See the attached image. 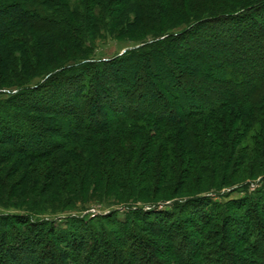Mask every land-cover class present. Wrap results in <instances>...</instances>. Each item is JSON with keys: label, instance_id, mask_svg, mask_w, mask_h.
<instances>
[{"label": "trees", "instance_id": "1", "mask_svg": "<svg viewBox=\"0 0 264 264\" xmlns=\"http://www.w3.org/2000/svg\"><path fill=\"white\" fill-rule=\"evenodd\" d=\"M12 88L0 193L25 208L0 214V264H264V0H0ZM111 195L123 218L46 217Z\"/></svg>", "mask_w": 264, "mask_h": 264}, {"label": "rangeland", "instance_id": "2", "mask_svg": "<svg viewBox=\"0 0 264 264\" xmlns=\"http://www.w3.org/2000/svg\"><path fill=\"white\" fill-rule=\"evenodd\" d=\"M194 3L201 4L198 1ZM193 4L190 5L189 8H191ZM178 19V16H177ZM176 23L174 20L170 21L168 24L171 23ZM153 33V32H152ZM104 34L102 36H100L97 40H95L94 44H95V53L92 56V59L94 60H99V61H107L113 58H116L120 55H122L124 52L134 49L136 47L139 46L138 43L135 42H129L130 39H134L133 37H135V39L140 38V35H136L135 33H132V35H128V36H123L120 37L118 39L116 38H105L103 37ZM131 36V38H130ZM35 37V35H34ZM31 40H33V35ZM35 40V38H34ZM73 58H77L75 56H72ZM81 57V56H80ZM72 58V59H73ZM60 57H54L52 61H50V63H52L53 61H59ZM49 61H45V63H48ZM11 92V93H10ZM18 91H16V88H12V89H8L5 91L3 96H0V98L2 99H7L9 94H16ZM249 162L246 163L247 167L241 168L238 172H237V179L241 180V179H245L248 178L250 176V171H251V167L248 164ZM207 177V176H205ZM192 179V178H191ZM206 180V178L204 179ZM259 181L257 180V182L255 183H249L250 186H248V190L249 192L254 191L255 189H257L258 185H259ZM207 182V181H206ZM191 183H189L190 185ZM196 186V184H195ZM205 187V186H204ZM1 188V187H0ZM0 192H2V190H0ZM1 194V193H0ZM216 194L211 195L210 197L215 198L217 201H223V202H228V201H232V200H239L242 199L243 197H245L246 195V189H237L235 188V190H223L221 193V198H217V196H215ZM99 196V195H98ZM106 199V200H105ZM122 200H120L118 197L111 195L110 197L104 198V196H100V197H93L92 199H90L89 201H87L86 204H82L81 202H77L74 203V205H70L68 207L69 210L67 211H62L61 210V206L60 204H56L54 203L53 205H49V208L47 210V214L46 217H53L55 218L56 221H58L60 223L61 226L66 225L65 223H67V219H69L70 217H81V218H85V219H91L94 217H98V216H106L108 214L115 213V215L119 218H123L125 216V214L127 213V210H124V207H122L120 204H118L119 202H121ZM181 201V200H180ZM6 205H9L6 206ZM173 206V202H167L166 204L160 205L159 209L160 210H169L171 209V207ZM141 207V206H139ZM25 206L22 205V202H17L12 200L11 198L8 199V197L6 196V192L4 194L0 195V214H22L24 211ZM53 210H56L57 213L53 214Z\"/></svg>", "mask_w": 264, "mask_h": 264}, {"label": "water", "instance_id": "3", "mask_svg": "<svg viewBox=\"0 0 264 264\" xmlns=\"http://www.w3.org/2000/svg\"><path fill=\"white\" fill-rule=\"evenodd\" d=\"M124 53H125V52H124ZM124 53H123V54H124Z\"/></svg>", "mask_w": 264, "mask_h": 264}]
</instances>
